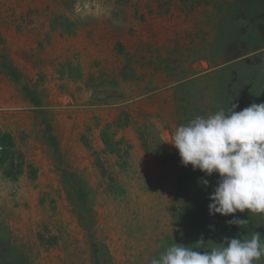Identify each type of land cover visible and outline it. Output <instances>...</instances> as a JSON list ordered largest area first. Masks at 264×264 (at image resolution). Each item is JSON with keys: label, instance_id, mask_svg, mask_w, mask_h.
Listing matches in <instances>:
<instances>
[{"label": "rangeland", "instance_id": "1", "mask_svg": "<svg viewBox=\"0 0 264 264\" xmlns=\"http://www.w3.org/2000/svg\"><path fill=\"white\" fill-rule=\"evenodd\" d=\"M71 29L180 51L170 60L179 125L232 103L236 111L264 103V0H0V44L14 57L24 35L37 36L39 51L41 33ZM194 36L203 43H188ZM41 115L40 129L7 115L10 132L0 117V264H150L174 243L210 251L256 232L264 243V215L209 214L218 174L182 166L165 139L153 140L166 162L140 169L63 138L61 128L54 135ZM234 217L247 223L229 224Z\"/></svg>", "mask_w": 264, "mask_h": 264}, {"label": "crops", "instance_id": "2", "mask_svg": "<svg viewBox=\"0 0 264 264\" xmlns=\"http://www.w3.org/2000/svg\"><path fill=\"white\" fill-rule=\"evenodd\" d=\"M40 36L38 51L40 42H31L37 36L24 35V49L16 50V57L9 46L0 44L2 131L10 132L7 115L17 113L40 129L41 113H46L54 135L60 137L61 128L63 138L84 140L83 146L95 154L127 157L123 163L143 164L140 169L150 160L154 165L166 162L168 151L155 148L153 139L167 140L166 133H174L179 125L176 87L181 82L170 60L180 51L133 47L135 35L111 34L108 29L94 36L72 29ZM203 41L204 37L188 39L195 45Z\"/></svg>", "mask_w": 264, "mask_h": 264}, {"label": "clouds", "instance_id": "3", "mask_svg": "<svg viewBox=\"0 0 264 264\" xmlns=\"http://www.w3.org/2000/svg\"><path fill=\"white\" fill-rule=\"evenodd\" d=\"M232 103L208 116H196L166 133L165 142L173 145L182 166H192L219 180L209 195V214L222 216L237 212L264 215V103L251 104L236 111ZM205 188L209 181L201 179ZM242 227L247 220L228 221ZM203 246L201 238L197 242ZM264 257V243L256 232L250 239L225 238L210 251H198L174 243L150 264H256Z\"/></svg>", "mask_w": 264, "mask_h": 264}, {"label": "built area", "instance_id": "4", "mask_svg": "<svg viewBox=\"0 0 264 264\" xmlns=\"http://www.w3.org/2000/svg\"><path fill=\"white\" fill-rule=\"evenodd\" d=\"M0 150H2V147H0Z\"/></svg>", "mask_w": 264, "mask_h": 264}]
</instances>
